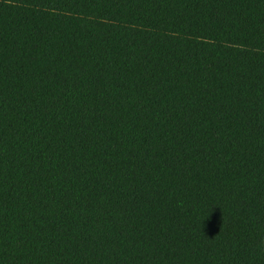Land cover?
Masks as SVG:
<instances>
[{
  "label": "trees",
  "instance_id": "obj_1",
  "mask_svg": "<svg viewBox=\"0 0 264 264\" xmlns=\"http://www.w3.org/2000/svg\"><path fill=\"white\" fill-rule=\"evenodd\" d=\"M0 264H264V0H0Z\"/></svg>",
  "mask_w": 264,
  "mask_h": 264
}]
</instances>
